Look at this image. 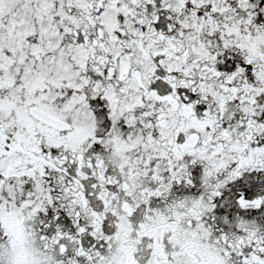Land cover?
Wrapping results in <instances>:
<instances>
[{
  "label": "snow or ice",
  "instance_id": "obj_1",
  "mask_svg": "<svg viewBox=\"0 0 264 264\" xmlns=\"http://www.w3.org/2000/svg\"><path fill=\"white\" fill-rule=\"evenodd\" d=\"M0 264H264V0H0Z\"/></svg>",
  "mask_w": 264,
  "mask_h": 264
}]
</instances>
